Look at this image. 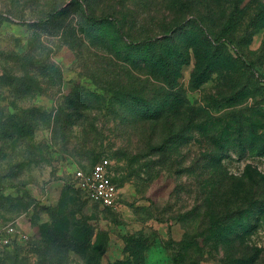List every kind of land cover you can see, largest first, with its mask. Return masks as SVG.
Returning a JSON list of instances; mask_svg holds the SVG:
<instances>
[{
  "label": "rangeland",
  "instance_id": "rangeland-1",
  "mask_svg": "<svg viewBox=\"0 0 264 264\" xmlns=\"http://www.w3.org/2000/svg\"><path fill=\"white\" fill-rule=\"evenodd\" d=\"M7 227L0 264H264V0H0Z\"/></svg>",
  "mask_w": 264,
  "mask_h": 264
},
{
  "label": "built area",
  "instance_id": "built-area-1",
  "mask_svg": "<svg viewBox=\"0 0 264 264\" xmlns=\"http://www.w3.org/2000/svg\"><path fill=\"white\" fill-rule=\"evenodd\" d=\"M74 177L88 199L109 209L116 210L120 207L118 189L102 164H94L87 171L78 170ZM13 233L12 227H7L0 232V247L11 243L9 237Z\"/></svg>",
  "mask_w": 264,
  "mask_h": 264
},
{
  "label": "trees",
  "instance_id": "trees-1",
  "mask_svg": "<svg viewBox=\"0 0 264 264\" xmlns=\"http://www.w3.org/2000/svg\"><path fill=\"white\" fill-rule=\"evenodd\" d=\"M160 43H162L161 39L148 38L139 42H128L127 45L130 46L133 51L146 49L147 51L143 52L142 56L144 57L146 63L149 64L153 62V57L150 56L149 58H147L148 54L151 53L150 51H152L153 49L154 50L158 49L159 56L157 57L155 62L157 63L156 65H159V69L165 71V74L167 76L169 75L168 70H170V68H173L175 64V59L169 56V54H174V51L169 50L170 51L169 53L168 50H164L163 47L156 48V46L159 45ZM29 65L36 66V68L39 69L40 71H46L48 69L47 66L37 61L29 62ZM165 81L167 82L168 86H171L173 83L169 76L165 78Z\"/></svg>",
  "mask_w": 264,
  "mask_h": 264
}]
</instances>
